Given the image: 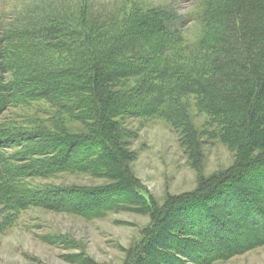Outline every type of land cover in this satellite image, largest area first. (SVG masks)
I'll return each instance as SVG.
<instances>
[{
  "label": "trees",
  "instance_id": "trees-1",
  "mask_svg": "<svg viewBox=\"0 0 264 264\" xmlns=\"http://www.w3.org/2000/svg\"><path fill=\"white\" fill-rule=\"evenodd\" d=\"M40 1L0 7V232L31 208L130 211L150 222L125 264H216L264 247V0H204L192 44L190 21L168 6ZM190 96L209 117L201 134ZM134 118L180 135L200 174L194 191L162 204L148 193L132 169L138 134L122 123ZM217 141L235 160L206 177L202 147ZM62 174L105 183L32 182Z\"/></svg>",
  "mask_w": 264,
  "mask_h": 264
},
{
  "label": "rangeland",
  "instance_id": "rangeland-1",
  "mask_svg": "<svg viewBox=\"0 0 264 264\" xmlns=\"http://www.w3.org/2000/svg\"><path fill=\"white\" fill-rule=\"evenodd\" d=\"M63 1L69 5L77 2L53 0L57 3ZM89 1L95 8H107L123 0ZM145 1L152 6H168L186 17L190 21L185 29L189 43H195L202 36L198 16L204 0ZM40 2L0 0V7L10 13ZM185 101L191 120L201 134L209 117L198 110L194 96L187 97ZM122 123L124 128L138 134L132 145V149L138 153L132 169L148 193L160 204L168 194L180 195L197 188L200 174L190 165L189 157L181 146L180 135L167 121L134 118ZM202 153L201 173L206 177L226 170L235 160L234 153L218 141L203 145ZM32 182L55 186H96L105 183L104 180L82 174H62L49 179L37 178ZM5 215L0 206L1 225ZM149 222V217L130 211L110 213L99 219H84L31 208L19 214L13 225L0 232V264H125L126 251L142 240ZM53 239L56 243H53ZM216 264H264V247Z\"/></svg>",
  "mask_w": 264,
  "mask_h": 264
}]
</instances>
